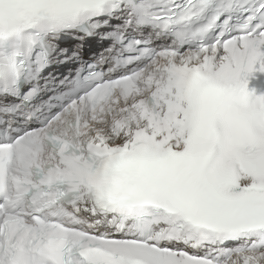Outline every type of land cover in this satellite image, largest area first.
<instances>
[{
    "label": "snow or ice",
    "instance_id": "6c2138e0",
    "mask_svg": "<svg viewBox=\"0 0 264 264\" xmlns=\"http://www.w3.org/2000/svg\"><path fill=\"white\" fill-rule=\"evenodd\" d=\"M0 264H264V0H0Z\"/></svg>",
    "mask_w": 264,
    "mask_h": 264
}]
</instances>
